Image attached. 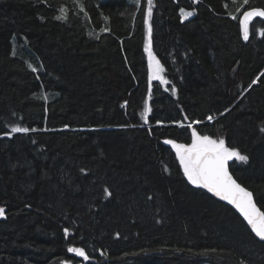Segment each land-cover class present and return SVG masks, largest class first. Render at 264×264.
<instances>
[{"label":"trees","instance_id":"obj_1","mask_svg":"<svg viewBox=\"0 0 264 264\" xmlns=\"http://www.w3.org/2000/svg\"><path fill=\"white\" fill-rule=\"evenodd\" d=\"M253 7L152 0L167 83L149 92L147 0H0V264H264V242L164 142L190 144L192 121L224 138L264 211V20L247 41L238 20Z\"/></svg>","mask_w":264,"mask_h":264},{"label":"snow or ice","instance_id":"obj_2","mask_svg":"<svg viewBox=\"0 0 264 264\" xmlns=\"http://www.w3.org/2000/svg\"><path fill=\"white\" fill-rule=\"evenodd\" d=\"M137 4L140 0H135ZM236 0H233L235 3ZM249 0H243V4H248ZM148 8L144 14V23L146 25V38H145V52L148 55V68H149V92H151V81L159 80L162 83H167L161 73L164 71L159 60L156 59L153 54L151 47V35L152 28L149 24V19L152 15V0H147ZM243 6V5H242ZM240 9L238 8L237 11ZM62 15L56 16V19H66V10L63 6L60 8ZM192 11H186L185 9H180L181 20H185L188 16H191ZM233 19L236 16L229 13ZM264 18V9L253 7L248 11L243 13L240 19V28L243 39L247 41L249 39V26L254 21V18ZM103 31V30H102ZM91 35V33H90ZM264 35V33H261ZM31 67V65H29ZM35 71V69H33ZM256 80L252 81L255 84ZM250 84L248 87L250 88ZM175 87L172 88V93L175 94ZM150 111V109L145 107V113ZM227 111V109H225ZM187 119V117H185ZM207 120H213V116H208ZM157 123H160L157 121ZM174 123L180 124V122L174 121ZM199 121H192L187 125L191 128V143H178L176 140L168 139L164 142L171 145L175 151L176 156L179 159L180 165L183 168L184 175L188 180L194 185H200L206 188L209 192L221 197L222 199L233 204L239 212L242 214L247 224L251 227L252 232L255 233L262 241H264V211H260L256 204L253 202V194L249 192L246 188L241 187L240 184L236 182L235 179L229 174L228 171V161L239 160L246 161L248 157L241 154L236 148L226 146V141L224 138L214 139L209 135H201L197 132L195 128L192 127L193 124H198ZM181 127L185 125L180 124ZM264 131V128L261 129ZM29 129L13 126L11 132H5L4 135L10 136L12 133L16 132H28ZM105 193L111 195L108 189L105 188ZM5 209L0 207V216H4ZM68 229L64 230L65 235L68 234ZM70 253H75L76 255L83 257L84 260H88L89 256L86 254L84 248L68 247L67 249Z\"/></svg>","mask_w":264,"mask_h":264},{"label":"water","instance_id":"obj_3","mask_svg":"<svg viewBox=\"0 0 264 264\" xmlns=\"http://www.w3.org/2000/svg\"><path fill=\"white\" fill-rule=\"evenodd\" d=\"M251 8H249L248 10H250ZM247 10V11H248ZM242 16H243V14L240 16V19L242 18ZM263 20H264V18H262ZM228 171H229V174L233 177V179H235V177L233 176V174L231 173V171H230V168H229V161H228ZM236 180V179H235ZM236 182L238 183V184H240L241 185V187H244V188H246L245 186H243L241 183H239L237 180H236ZM203 187V186H202ZM206 189V188H205ZM249 192H251L252 193V191L251 190H249L248 188H246ZM207 190V189H206ZM208 191V190H207ZM209 192V191H208ZM212 196H214L215 198H217L218 200H220V201H222V202H225V203H227L229 206H231L239 215H240V217L247 223V221L244 219V217L242 216V214L239 212V210L233 205V204H230L228 201H226V200H224V199H222L221 197H219V196H217V195H215L214 193H212V192H209ZM253 194V193H252ZM255 197H254V195H253V202L256 204V206H257V208L260 210V211H262L260 208H259V206L257 205V203L255 202V199H254ZM248 225V224H247ZM249 226V225H248ZM249 228L251 229V227L249 226ZM254 233V232H253ZM254 235H255V233H254ZM256 236V235H255ZM257 237V236H256ZM259 240H261L259 237H257Z\"/></svg>","mask_w":264,"mask_h":264},{"label":"rangeland","instance_id":"obj_4","mask_svg":"<svg viewBox=\"0 0 264 264\" xmlns=\"http://www.w3.org/2000/svg\"><path fill=\"white\" fill-rule=\"evenodd\" d=\"M194 1H197V0H194ZM186 10V9H185ZM186 11H192V10H186ZM192 13H193V11H192ZM192 16V15H191ZM191 16H188L187 18H189V17H191ZM186 18V19H187ZM161 64V63H160ZM162 66V65H161ZM161 75H163V72L161 73Z\"/></svg>","mask_w":264,"mask_h":264}]
</instances>
